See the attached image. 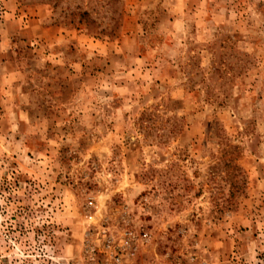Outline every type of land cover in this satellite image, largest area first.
<instances>
[{"label": "rangeland", "instance_id": "obj_1", "mask_svg": "<svg viewBox=\"0 0 264 264\" xmlns=\"http://www.w3.org/2000/svg\"><path fill=\"white\" fill-rule=\"evenodd\" d=\"M126 231L121 264H264V0H0V264Z\"/></svg>", "mask_w": 264, "mask_h": 264}, {"label": "built area", "instance_id": "obj_2", "mask_svg": "<svg viewBox=\"0 0 264 264\" xmlns=\"http://www.w3.org/2000/svg\"><path fill=\"white\" fill-rule=\"evenodd\" d=\"M94 203L92 201L89 202V205L92 206ZM132 233L129 231H126L121 236V241L119 244H117V240L114 236H107L104 244L105 250L108 253V257L113 258L115 260L116 264H121L122 258L125 256L124 251L128 250L127 255L133 256L134 252L132 251ZM130 249V250H129ZM90 257V261L88 264H105L104 262H101L97 252L96 248L89 247V250L87 252ZM126 255V256H127Z\"/></svg>", "mask_w": 264, "mask_h": 264}]
</instances>
